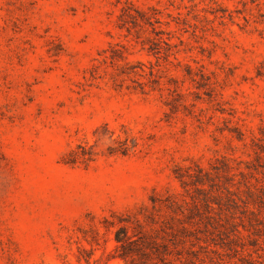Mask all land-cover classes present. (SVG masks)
Returning a JSON list of instances; mask_svg holds the SVG:
<instances>
[{
  "label": "rangeland",
  "instance_id": "374dc122",
  "mask_svg": "<svg viewBox=\"0 0 264 264\" xmlns=\"http://www.w3.org/2000/svg\"><path fill=\"white\" fill-rule=\"evenodd\" d=\"M0 264H264V0H0Z\"/></svg>",
  "mask_w": 264,
  "mask_h": 264
},
{
  "label": "trees",
  "instance_id": "16d2710c",
  "mask_svg": "<svg viewBox=\"0 0 264 264\" xmlns=\"http://www.w3.org/2000/svg\"><path fill=\"white\" fill-rule=\"evenodd\" d=\"M118 240L121 242L122 241V239H120V237H118Z\"/></svg>",
  "mask_w": 264,
  "mask_h": 264
}]
</instances>
